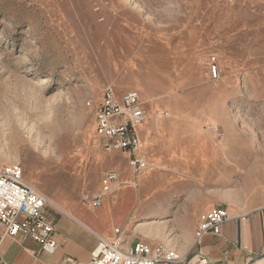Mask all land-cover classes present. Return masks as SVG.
Masks as SVG:
<instances>
[{
  "label": "rangeland",
  "instance_id": "374dc122",
  "mask_svg": "<svg viewBox=\"0 0 264 264\" xmlns=\"http://www.w3.org/2000/svg\"><path fill=\"white\" fill-rule=\"evenodd\" d=\"M107 84L177 142L225 149L228 202L264 184V0H0V167L84 196Z\"/></svg>",
  "mask_w": 264,
  "mask_h": 264
},
{
  "label": "crops",
  "instance_id": "0c3cea01",
  "mask_svg": "<svg viewBox=\"0 0 264 264\" xmlns=\"http://www.w3.org/2000/svg\"><path fill=\"white\" fill-rule=\"evenodd\" d=\"M114 88L118 96L131 90L140 93L136 88ZM143 107L147 112L145 103ZM159 122L140 127V152L152 165L140 172L132 167L129 151H104L103 139L97 134L100 142L87 147L85 153L97 167L93 188L84 196L63 189L49 194L56 205L47 206L44 212L54 225L56 251L43 250L30 237L5 236L0 229V264H59L65 256L89 260L98 237L115 239L116 229L121 230L124 246L167 244L187 258L201 251L213 264H264V184L252 187L242 205L228 202L226 150L203 138L197 143L177 142L172 129ZM110 171L117 172L118 181L103 196L102 204L94 206L85 197L100 193ZM216 183L218 188L212 189ZM216 208L228 209L229 218L219 234L208 233L197 243L202 215ZM168 215L171 221L162 220ZM180 225H185L186 238Z\"/></svg>",
  "mask_w": 264,
  "mask_h": 264
},
{
  "label": "built area",
  "instance_id": "2783aa9c",
  "mask_svg": "<svg viewBox=\"0 0 264 264\" xmlns=\"http://www.w3.org/2000/svg\"><path fill=\"white\" fill-rule=\"evenodd\" d=\"M212 63L210 69L217 76L219 66L215 58ZM143 104L138 91L131 90L118 96L114 86L107 84L96 109V130L103 139L104 151H129L132 154L130 163L137 172L152 166L140 152V127L148 117ZM117 181V172H108L102 181L100 193L93 198L88 195L85 198L92 205L100 206L103 196L112 191ZM49 205L56 204L47 194L26 181L21 165L0 167V229L3 235L30 237L40 243L43 250L55 252L58 243L54 237V225L44 212ZM228 218L229 210L226 208H216L202 215L196 229L197 243L208 233L219 234ZM116 233L118 236L115 239L99 236L89 260L65 256L59 264H213L201 251L187 258L167 244L152 246L137 242L132 246H124L119 237L121 230L116 229Z\"/></svg>",
  "mask_w": 264,
  "mask_h": 264
},
{
  "label": "bare ground",
  "instance_id": "6f19581e",
  "mask_svg": "<svg viewBox=\"0 0 264 264\" xmlns=\"http://www.w3.org/2000/svg\"><path fill=\"white\" fill-rule=\"evenodd\" d=\"M47 81V80H46ZM224 135V134H223ZM223 135H222V137H223ZM149 168H152L151 166L149 167ZM149 168H147V169H149ZM54 194V193H53ZM64 196V195H63ZM53 201V200H52Z\"/></svg>",
  "mask_w": 264,
  "mask_h": 264
}]
</instances>
